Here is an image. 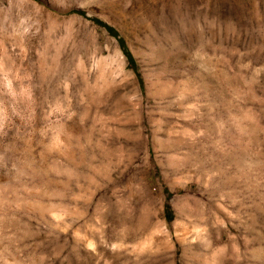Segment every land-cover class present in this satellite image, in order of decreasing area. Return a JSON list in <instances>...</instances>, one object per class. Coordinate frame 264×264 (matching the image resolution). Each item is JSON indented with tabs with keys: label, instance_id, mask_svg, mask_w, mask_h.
<instances>
[{
	"label": "rangeland",
	"instance_id": "1",
	"mask_svg": "<svg viewBox=\"0 0 264 264\" xmlns=\"http://www.w3.org/2000/svg\"><path fill=\"white\" fill-rule=\"evenodd\" d=\"M0 264H264V0H0Z\"/></svg>",
	"mask_w": 264,
	"mask_h": 264
},
{
	"label": "trees",
	"instance_id": "2",
	"mask_svg": "<svg viewBox=\"0 0 264 264\" xmlns=\"http://www.w3.org/2000/svg\"><path fill=\"white\" fill-rule=\"evenodd\" d=\"M80 13H82V12H80ZM106 28H107L110 32H113L112 27L106 26Z\"/></svg>",
	"mask_w": 264,
	"mask_h": 264
}]
</instances>
